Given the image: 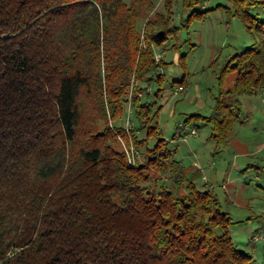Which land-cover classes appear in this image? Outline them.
<instances>
[{
  "label": "trees",
  "instance_id": "obj_1",
  "mask_svg": "<svg viewBox=\"0 0 264 264\" xmlns=\"http://www.w3.org/2000/svg\"><path fill=\"white\" fill-rule=\"evenodd\" d=\"M203 2L182 0L188 21L209 10L195 8ZM229 2L253 42L221 70L220 84L231 73L232 85H220L206 117L218 145L237 121L239 96L264 91V0ZM152 7L150 0H0V264L251 259L233 244L231 218L215 194L193 185L149 124L161 106L151 115L140 93L127 98L130 86L146 92L143 84H160L156 49L176 34L168 15L147 17L138 29L136 19ZM127 106L135 118L128 134L148 154L144 163L126 161L106 124L108 112L116 121ZM126 134L115 124V135ZM167 167L187 193L141 185L149 168Z\"/></svg>",
  "mask_w": 264,
  "mask_h": 264
},
{
  "label": "rangeland",
  "instance_id": "obj_2",
  "mask_svg": "<svg viewBox=\"0 0 264 264\" xmlns=\"http://www.w3.org/2000/svg\"><path fill=\"white\" fill-rule=\"evenodd\" d=\"M123 1L129 4L131 0ZM150 1L151 10L143 11L136 19L138 29L147 17L168 15V22L177 30L156 49L158 60L161 57L160 84L154 80L143 84L146 92L130 86L127 98L140 93L151 104V115L161 106L149 124H155L168 141L173 158L185 168L187 176H194L193 185L215 194L222 211L231 218L233 244L251 257L247 264H264V91L239 96V115L225 145L216 144L210 137L211 123L206 120L221 86L225 89L232 85L231 73L225 74L220 84L223 66L233 54L249 46L253 36L238 17L230 14L229 0H204L195 8L209 10L189 21L190 10H184L182 0ZM158 88L160 94L155 96ZM106 122L114 134L113 144L116 139L119 149L131 147L134 164L144 163L148 154L143 146L136 147L128 134L135 123L130 107L116 121L108 112ZM115 124L124 127L125 138L115 135ZM102 125V121L97 122L98 127ZM145 137V132L138 134V138ZM154 143L155 138L150 136L146 146L150 148ZM148 173V180L141 185L149 191H157L160 186L175 187L181 193L188 191L186 181L179 175L173 174L176 181L169 179L168 167L163 173L149 168Z\"/></svg>",
  "mask_w": 264,
  "mask_h": 264
},
{
  "label": "built area",
  "instance_id": "obj_3",
  "mask_svg": "<svg viewBox=\"0 0 264 264\" xmlns=\"http://www.w3.org/2000/svg\"><path fill=\"white\" fill-rule=\"evenodd\" d=\"M155 60H158V55H155ZM178 90V89H177ZM176 90V91H177ZM179 90H181V88L179 87ZM178 90V91H179ZM123 143V142H122ZM124 148V152L126 154V157H127V162L130 164V165H133L134 164V155H133V149L130 147L129 149L127 147H123Z\"/></svg>",
  "mask_w": 264,
  "mask_h": 264
}]
</instances>
